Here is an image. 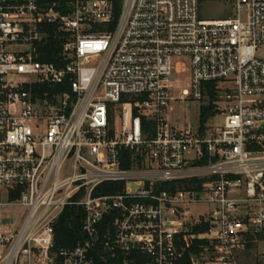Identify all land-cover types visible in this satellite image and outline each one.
<instances>
[{
  "label": "built area",
  "instance_id": "2783aa9c",
  "mask_svg": "<svg viewBox=\"0 0 264 264\" xmlns=\"http://www.w3.org/2000/svg\"><path fill=\"white\" fill-rule=\"evenodd\" d=\"M216 1L0 0V264H264V0Z\"/></svg>",
  "mask_w": 264,
  "mask_h": 264
},
{
  "label": "rangeland",
  "instance_id": "374dc122",
  "mask_svg": "<svg viewBox=\"0 0 264 264\" xmlns=\"http://www.w3.org/2000/svg\"><path fill=\"white\" fill-rule=\"evenodd\" d=\"M230 2L216 1V2H204L201 5V14L203 17L215 18L225 17L231 13ZM22 80L30 79L29 76H21ZM186 86V85H185ZM174 111L172 112V119L185 118L188 121L196 122L199 117L200 103L197 101L192 102H176L174 103ZM223 119L220 117L217 122H221ZM202 208H206L203 206ZM25 209L23 207H8L4 213V222L2 225L3 232L5 234H11L15 230L19 229ZM258 258L257 252L254 250L248 256L244 258L245 264H254Z\"/></svg>",
  "mask_w": 264,
  "mask_h": 264
},
{
  "label": "trees",
  "instance_id": "16d2710c",
  "mask_svg": "<svg viewBox=\"0 0 264 264\" xmlns=\"http://www.w3.org/2000/svg\"><path fill=\"white\" fill-rule=\"evenodd\" d=\"M206 1V0H202ZM54 43V42H53ZM47 47V50L50 52H55V48L51 46ZM211 95L214 98L216 95L215 88L211 89ZM211 106H204L202 108V120L205 121L209 115L212 113ZM82 228V217L79 215L76 208H68L62 215L59 220L58 225L56 226V240L55 248L64 247V246H73L77 243L79 238V232ZM186 264H189V254L185 260Z\"/></svg>",
  "mask_w": 264,
  "mask_h": 264
}]
</instances>
